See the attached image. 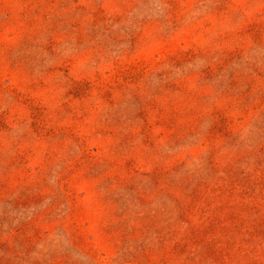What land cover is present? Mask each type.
Returning <instances> with one entry per match:
<instances>
[{
    "label": "rangeland",
    "instance_id": "1",
    "mask_svg": "<svg viewBox=\"0 0 264 264\" xmlns=\"http://www.w3.org/2000/svg\"><path fill=\"white\" fill-rule=\"evenodd\" d=\"M0 264H264V0H0Z\"/></svg>",
    "mask_w": 264,
    "mask_h": 264
}]
</instances>
